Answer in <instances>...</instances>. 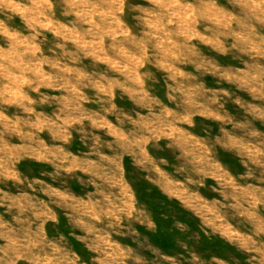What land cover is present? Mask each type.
I'll return each mask as SVG.
<instances>
[{
    "label": "rangeland",
    "instance_id": "obj_1",
    "mask_svg": "<svg viewBox=\"0 0 264 264\" xmlns=\"http://www.w3.org/2000/svg\"><path fill=\"white\" fill-rule=\"evenodd\" d=\"M0 264H264V0H0Z\"/></svg>",
    "mask_w": 264,
    "mask_h": 264
}]
</instances>
